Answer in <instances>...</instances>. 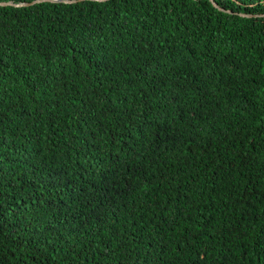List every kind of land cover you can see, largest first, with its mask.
Wrapping results in <instances>:
<instances>
[{
    "label": "trees",
    "instance_id": "obj_1",
    "mask_svg": "<svg viewBox=\"0 0 264 264\" xmlns=\"http://www.w3.org/2000/svg\"><path fill=\"white\" fill-rule=\"evenodd\" d=\"M68 1L0 6V264H264V0Z\"/></svg>",
    "mask_w": 264,
    "mask_h": 264
},
{
    "label": "water",
    "instance_id": "obj_2",
    "mask_svg": "<svg viewBox=\"0 0 264 264\" xmlns=\"http://www.w3.org/2000/svg\"><path fill=\"white\" fill-rule=\"evenodd\" d=\"M106 1H109V0H98L97 2H106ZM43 2H48V3H65V4H72V3H75L76 1H68V0H35L31 3H23V4H13L11 2L9 3H0V6H14V7H27V6H31V5H34V4H39V3H43ZM211 2L213 3V5L218 8L219 10L223 11L222 8H220L218 6V4L214 1V0H211ZM230 12V11H229ZM246 16V15H244ZM247 17H250V15H248Z\"/></svg>",
    "mask_w": 264,
    "mask_h": 264
}]
</instances>
